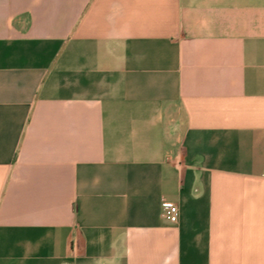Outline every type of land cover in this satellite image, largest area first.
Masks as SVG:
<instances>
[{
    "label": "crops",
    "instance_id": "obj_1",
    "mask_svg": "<svg viewBox=\"0 0 264 264\" xmlns=\"http://www.w3.org/2000/svg\"><path fill=\"white\" fill-rule=\"evenodd\" d=\"M0 264H264V0H0Z\"/></svg>",
    "mask_w": 264,
    "mask_h": 264
},
{
    "label": "built area",
    "instance_id": "obj_2",
    "mask_svg": "<svg viewBox=\"0 0 264 264\" xmlns=\"http://www.w3.org/2000/svg\"><path fill=\"white\" fill-rule=\"evenodd\" d=\"M163 216L171 224H176L179 217V209L176 205L168 202L163 203Z\"/></svg>",
    "mask_w": 264,
    "mask_h": 264
}]
</instances>
